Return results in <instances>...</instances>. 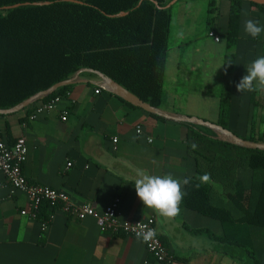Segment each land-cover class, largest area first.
I'll return each instance as SVG.
<instances>
[{"label":"crops","instance_id":"crops-1","mask_svg":"<svg viewBox=\"0 0 264 264\" xmlns=\"http://www.w3.org/2000/svg\"><path fill=\"white\" fill-rule=\"evenodd\" d=\"M195 2L179 0L173 4L180 5L179 21L185 28L183 37L175 42L170 40V29L164 98L158 109L217 124L221 98L230 87L231 131L245 136L253 122L256 133H264V90L255 91L254 104L252 92L241 93L236 87L247 74V66L264 56V32L253 38L245 32L244 23L253 19L264 25V14L243 2L237 41L229 43L226 34L231 1L203 0L204 30L188 39L200 15ZM208 20L215 24L219 42L208 36ZM228 56L234 66L227 72L224 62ZM197 72H202L201 82ZM71 78L73 83L58 100L57 108L35 120H29V116L37 100L19 112L0 113V138L14 143L19 136L26 137L28 153L23 173L27 180L63 190L75 203H92L99 211L120 197L123 220L154 216L172 257L170 264H240L217 253L216 243L206 233L194 234L189 229L207 228L220 235L223 228L219 220L189 208H180L179 215L164 218L144 206L137 196L134 182L141 170L152 175L171 173L179 179L195 175L196 162L187 148V122L159 119L128 105L105 90L101 77L88 69L79 70ZM65 110L67 120L63 121ZM192 125L225 140L209 127ZM114 138L118 139L116 150ZM67 162H72L70 168ZM29 206L27 194H10L0 172V264H161L141 240L102 232L93 217L80 220L58 206L45 229L41 220L21 214ZM249 230L256 255L264 264V227L250 224Z\"/></svg>","mask_w":264,"mask_h":264},{"label":"trees","instance_id":"trees-1","mask_svg":"<svg viewBox=\"0 0 264 264\" xmlns=\"http://www.w3.org/2000/svg\"><path fill=\"white\" fill-rule=\"evenodd\" d=\"M172 1L0 0V109L13 108L70 79L81 69L100 72L142 101L160 108L173 5L167 6ZM230 1L226 39L233 43L237 41L244 0ZM14 5L18 6L7 8ZM250 5L264 14V4ZM209 29L217 32L211 22ZM233 66L228 56L224 68L228 72ZM69 87L56 89L36 104L61 97ZM230 98L228 87L221 98L217 121L228 130ZM251 101L255 104V91ZM186 124L187 148L197 170L188 177L190 183L183 189L180 208L215 218L223 228L220 235L207 228H189L190 231L206 233L216 243L217 253L240 264H261L249 225L264 227V150L214 138ZM239 137L264 143V133L257 134L253 122L248 133ZM245 173L249 181L244 178ZM204 174L210 176L208 181L201 179ZM57 207L43 202L37 219L50 223Z\"/></svg>","mask_w":264,"mask_h":264},{"label":"built area","instance_id":"built-area-1","mask_svg":"<svg viewBox=\"0 0 264 264\" xmlns=\"http://www.w3.org/2000/svg\"><path fill=\"white\" fill-rule=\"evenodd\" d=\"M208 36L212 37L216 42L220 41V36L213 29L208 30ZM56 98L47 103L38 104L35 110L30 114L29 120H35L39 116L47 114L57 108V102L60 99ZM62 120H67V111L65 110L62 115ZM27 122H23L26 126ZM142 131L138 127L137 132ZM118 139H113V149H117ZM28 153L27 140L24 135L19 136L14 143L0 138V172L5 176L8 183L10 194L13 195L17 192L27 194L30 199V206L28 209L21 211L22 215H29L32 219L37 218V211L39 206L47 201L52 205L60 206L66 213L75 214L78 219L83 220L87 217L96 219L97 224L102 232L111 234H122L124 236L136 237L138 231L153 230L156 235L151 240L143 242L148 253L158 263L169 264L171 256L167 247L162 241L161 235L156 226L154 216L147 218H137L131 220H123L120 218V205L121 198L115 197L110 204L103 210H97L92 203H75L71 196L60 189L52 188L47 185L31 183L27 180L23 173V165ZM67 168L72 166V162H67ZM50 223L42 222L43 228H47Z\"/></svg>","mask_w":264,"mask_h":264},{"label":"clouds","instance_id":"clouds-1","mask_svg":"<svg viewBox=\"0 0 264 264\" xmlns=\"http://www.w3.org/2000/svg\"><path fill=\"white\" fill-rule=\"evenodd\" d=\"M245 32L253 38L260 36L264 32V25L258 20L248 19L244 23ZM237 90L243 92H254L264 90V56H259L247 66V74L244 75L236 85ZM196 148V145H192ZM135 180V190L144 206L152 208L156 213L164 218H173L179 215L180 204L185 192L183 187L190 183V178H174L171 173L166 175L147 174L143 170L137 173ZM208 181L210 176L204 174L201 178ZM156 233L151 230H141L136 233L139 240L147 242L154 238Z\"/></svg>","mask_w":264,"mask_h":264},{"label":"water","instance_id":"water-1","mask_svg":"<svg viewBox=\"0 0 264 264\" xmlns=\"http://www.w3.org/2000/svg\"><path fill=\"white\" fill-rule=\"evenodd\" d=\"M176 1L177 0L172 1L170 4H168L167 7H170ZM249 1L250 2H256L259 4H264V0H249ZM17 6L18 5H14V6H10L7 8L10 9V8H14ZM88 70L95 72L96 74H98L101 77V79L103 81V87L105 90L119 96L120 98H122L126 102L132 104L133 106L142 108L151 114L161 115V116L168 118V119L184 121V122L196 124L199 126L209 127L211 129L215 130L216 132H218L219 134H221L222 136H224L226 141H229V142H232V143H235L237 145L244 146V147L257 148V149L264 150V143L251 142V141L244 140L243 138L235 135L231 130H228V129H226V128L218 125V124L206 121L202 118L189 117V116L177 117V116H173V115L167 114L165 112H162L159 109L151 106L149 103L142 101L139 97H137L136 95H134L133 93H131L130 91L125 89L123 86H121L120 84H118L114 80L106 77L104 74L97 72V71H93L91 69H88ZM72 83H73V78L58 82L57 84L53 85L48 90L40 92V93L26 99L25 101H23L22 103L18 104L17 106H15L13 108L0 109V113L9 114V113L19 112V111L23 110L24 108L28 107L29 105H31L33 102H35L39 98H42V97L50 94L51 92L55 91L56 89H58L60 87L70 85Z\"/></svg>","mask_w":264,"mask_h":264},{"label":"rangeland","instance_id":"rangeland-1","mask_svg":"<svg viewBox=\"0 0 264 264\" xmlns=\"http://www.w3.org/2000/svg\"><path fill=\"white\" fill-rule=\"evenodd\" d=\"M202 2H203V0H196V2H195L197 9H198V13L200 15H198V17H196V20L194 23V30L195 31L192 34H190V33L187 34V37L190 36L188 39H192L193 37H195L197 35L199 36L204 30L205 23H204L203 15L205 12L203 13V7H201ZM244 2L250 3L249 0H244ZM179 7H180V5L178 4L175 7H173V10H172L173 19H172V24H171V39H170L172 42H175L178 39H181L183 37V34H184L183 28H185V27L183 26V23L179 21ZM210 22H211V20H208V25L210 24ZM193 35H195V36H193ZM205 38H207V37H205ZM208 40H210V39H208ZM206 42H208V41H206ZM201 74H202V72L196 73V76H199V80H200L199 82H201V80H202V78H200ZM216 92H218V90ZM248 177H249L248 173H245L244 178L246 180L248 179L247 181H249Z\"/></svg>","mask_w":264,"mask_h":264}]
</instances>
